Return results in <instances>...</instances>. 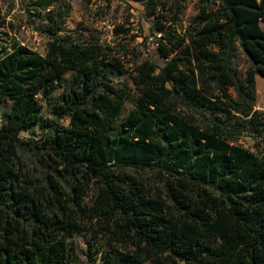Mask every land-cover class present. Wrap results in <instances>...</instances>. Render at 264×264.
<instances>
[{"label":"trees","instance_id":"1","mask_svg":"<svg viewBox=\"0 0 264 264\" xmlns=\"http://www.w3.org/2000/svg\"><path fill=\"white\" fill-rule=\"evenodd\" d=\"M151 2L159 61L133 71L124 46L72 39L68 11H48L44 55L1 40L0 264H69L83 232L106 240L103 264H264V0H199L185 27V0ZM127 74L139 105L118 124ZM34 128L41 142L21 137ZM34 149L52 172L33 173Z\"/></svg>","mask_w":264,"mask_h":264},{"label":"rangeland","instance_id":"2","mask_svg":"<svg viewBox=\"0 0 264 264\" xmlns=\"http://www.w3.org/2000/svg\"><path fill=\"white\" fill-rule=\"evenodd\" d=\"M150 0H56L46 10L33 14L31 0H0V22L4 19L5 25L0 27V43L2 39H14L19 44L26 46L41 55L46 53L48 38L41 31L46 26V15L48 11L55 9L59 12L68 11V18L64 27L69 31L72 39H79L85 43L99 42L109 48L118 46L132 52L124 57V65L130 71L135 66L151 58L159 61L153 52L155 46L154 38L144 40L150 34V25L153 18L159 13L156 2ZM199 0H185L181 16L182 25L185 27L196 15V7ZM30 9L29 12L27 10ZM31 13V14H30ZM12 25H8V24ZM1 24V23H0ZM13 26L14 28H11ZM122 30L129 33H121ZM7 33L9 37L3 35ZM148 48H145V47ZM149 52V53H148ZM115 84L126 85L129 89V99L124 105L118 124L139 105L140 93L134 86L130 75H125L115 81ZM59 88L54 96L43 103L42 116L45 120H54V106L61 93ZM257 109L264 112V80L259 79L257 86ZM10 110V104L5 102L2 107V115L6 117ZM60 123L67 125L68 121L61 119ZM32 132V133H31ZM42 133L40 129L34 128L24 132L21 137L41 142ZM241 145L246 148L252 147L250 139L241 140ZM24 158L34 174L39 172H52L47 161L37 149L24 154ZM93 188L87 193L84 204L87 205L93 195ZM89 227V225H88ZM93 242V254L89 253V243ZM106 240L102 236H92L91 232L78 233L69 241V264H103L102 253L107 251ZM143 264H150L144 262Z\"/></svg>","mask_w":264,"mask_h":264},{"label":"crops","instance_id":"3","mask_svg":"<svg viewBox=\"0 0 264 264\" xmlns=\"http://www.w3.org/2000/svg\"><path fill=\"white\" fill-rule=\"evenodd\" d=\"M259 79L260 80H264L263 78H261V77H257V79H256V97H257V86H258V83H259ZM256 109H257V102H256ZM258 110V109H257Z\"/></svg>","mask_w":264,"mask_h":264}]
</instances>
